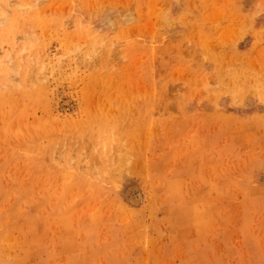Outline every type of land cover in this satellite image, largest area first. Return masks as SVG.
<instances>
[{"label": "rangeland", "instance_id": "1", "mask_svg": "<svg viewBox=\"0 0 264 264\" xmlns=\"http://www.w3.org/2000/svg\"><path fill=\"white\" fill-rule=\"evenodd\" d=\"M2 61L0 264H264V0H0Z\"/></svg>", "mask_w": 264, "mask_h": 264}, {"label": "bare ground", "instance_id": "2", "mask_svg": "<svg viewBox=\"0 0 264 264\" xmlns=\"http://www.w3.org/2000/svg\"><path fill=\"white\" fill-rule=\"evenodd\" d=\"M5 5H6V4H5ZM2 7H3V6H2ZM6 9H7V8H6ZM8 17H9V16H8ZM8 17H7V18H8ZM1 18H2V17H1ZM3 18H4V17H3ZM2 20H3V19H2ZM55 61H56V60H55ZM57 61H58V60H57ZM8 62L11 63V56L8 57ZM12 62H13V60H12ZM9 63H8V65H9ZM0 64H3V61L0 62ZM10 65H11V64H10Z\"/></svg>", "mask_w": 264, "mask_h": 264}]
</instances>
